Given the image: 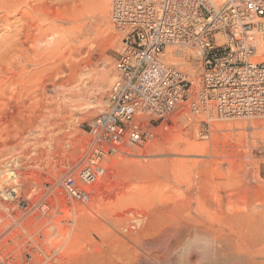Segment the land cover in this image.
Returning <instances> with one entry per match:
<instances>
[{
    "label": "rangeland",
    "instance_id": "rangeland-1",
    "mask_svg": "<svg viewBox=\"0 0 264 264\" xmlns=\"http://www.w3.org/2000/svg\"><path fill=\"white\" fill-rule=\"evenodd\" d=\"M6 1L12 0H1L0 5H2V2ZM40 1L30 0L31 5H37L35 7L39 6L40 8L42 5L40 9L42 13H46V16H43L44 19L37 20L38 22L40 21V24H45L46 21L48 22L47 24H50V21L45 19H47L51 13L53 14V12L60 9L59 7H61L60 10L64 7V10L70 11L75 5L77 7L83 6L82 12H88L89 9L92 10V7L88 8V6H90V0H88L89 2L87 0H47L48 2L44 0L45 3H43L44 1L42 0ZM49 2L53 5L51 4V7L48 8L47 6L49 5L46 4H49ZM85 2L89 4L87 3V5ZM110 3L111 0H108L109 7ZM43 6L45 9H43ZM47 9H52L53 11ZM44 10H46V12H44ZM67 13L68 12H66V17L68 18L69 13ZM2 14L3 12L0 10V15ZM86 14L89 15V13ZM109 14L110 9L108 10L109 28L107 30L96 31L93 29L90 33L85 34V37H82L84 38L83 44H80L77 39L72 40V44L75 46L78 45L77 47L80 48V53H76V57V55H73V52L70 57L71 60L76 62L83 60V62L80 63L88 61L91 68L95 67L98 68V70L103 68V63L106 60L108 61L104 63L108 67V81L106 82L104 91L105 100L108 95L110 82L113 81L116 75L114 63L120 48L116 46H118V44L121 46L123 36L111 23ZM16 17H8L7 21L9 23L4 20V18L0 19V37H9L5 44L3 43L0 45V56H7H4L5 66L3 65L0 71V79L2 78L1 80H3H0V88H2L0 90V193L4 191L10 196L7 200H3V196L0 195V251L3 249V254L6 253L7 255L8 250V257L11 254L10 258H19V260L15 258L16 261L18 260L17 264H66V262L72 264L74 261L85 264L95 258L104 263H108L107 261H109V264H124L125 231L122 232L120 226H150V222L151 226H222L226 230L227 226L238 227L244 226L245 224L249 226L250 223L252 226L259 227L260 232L264 234V143H262V141L264 142V130H262L264 129V117L262 118L260 116L253 117V119L258 122L256 121L254 127H249L248 125L252 122L250 124L251 126L254 121L250 120L252 117L247 119L239 118L240 121H238V118L218 119L214 116V118L209 120L203 115H190L188 118L185 115H180L177 120H174V115L181 114V111H178L163 122V125L165 124L166 127L159 126L155 128V136L150 141L139 147L123 148L121 153H116L109 157L106 164L109 173L106 172L104 178L97 184L88 202L89 205L87 204L83 207L90 211V213L83 214L81 211L82 204L67 201L66 197L63 195L61 185H58V181L67 167L81 157L84 144L89 137L86 132V124L91 118L104 109L105 104L91 111L82 110V108L72 110L74 108H70V112L65 110L60 114L51 113L45 118H39V114L36 113L37 111H34L35 113L29 111L32 107L38 108L41 106L42 102L43 104L45 103L48 108H55L53 104H56L57 97L51 84L56 77L54 75L55 73L52 75L54 71L51 67H48L49 65L44 66V64L33 65L31 63H25L18 57V49L16 47H8L11 45L12 40H14L13 33L16 29H20L18 25L22 23L27 24L24 22L25 20L17 21ZM82 19L84 21L85 17ZM86 21L85 19L84 23ZM59 22L57 21L56 25H64ZM66 26L69 25H65V27ZM94 28L96 29L97 27L94 26ZM4 33L5 35H3ZM74 34H76V32L71 34V31H69L68 37L73 38ZM1 38L0 41H2ZM88 45L90 46V50L89 54H86ZM5 47L7 49L11 48L10 52L8 51L9 49L7 50L10 56L3 51L6 50ZM26 47H31V44H27ZM184 52V56H186L185 60H187V62L191 61V64L195 65L197 68L196 72L193 74L190 73L187 62H184L181 67L177 66L187 71L197 80L199 72L201 71V64L197 63V57L193 59V55L196 53L191 48H187ZM8 56L10 57V60L8 59L9 61L13 60V65L6 59L9 58ZM23 63L25 66L27 65L26 68L28 67V70H26L29 74L31 73L32 77L37 76L36 73L39 72L37 71L38 69L41 70L39 72L41 76L38 74L40 80L39 78L35 80V78L31 77L34 82L32 83L30 80L25 82L20 78L18 79L19 64L23 65ZM6 65H8V67ZM41 65L43 67H41ZM14 67L17 70H15ZM50 68L51 70H49ZM66 70L67 68L65 67V71ZM16 71L17 75H15ZM49 71L50 73H48ZM3 72H6V74ZM32 72H34L33 74H35V76L32 75ZM10 75H13V77L17 79H14ZM5 76L7 77L6 81ZM9 78H12L14 83H10L11 79ZM43 79L44 81L49 80L42 84L44 87L41 85L43 89L45 88L44 90L38 85L39 83L41 84L39 81L43 82ZM36 81H38V83ZM70 83H72V81H68L67 85L69 86ZM33 84L37 86L32 87ZM39 90H42V94H40ZM43 91L46 92L43 93ZM33 94L36 99L32 98ZM52 94L55 98H53ZM41 95H45L46 98L50 95L52 97L45 99V97L43 98ZM52 98L55 99V101ZM53 101L55 103H53ZM19 111L21 113H19ZM28 112L32 113L33 116L30 113L27 114ZM248 119L251 122H249ZM203 120L210 123L209 128L200 124ZM241 120L244 123L247 121L245 123L246 125ZM259 121L262 123H259ZM235 122H242V124L246 126L244 132H242L243 128H235ZM157 123L154 125H158ZM257 123H259V125ZM257 125L259 130L257 129ZM250 128L254 132H251L252 130ZM204 129L208 130V136L206 138L198 133V131ZM239 129H241V131H239ZM245 130H247V132ZM258 131L261 132L258 133ZM245 132L246 134L244 135ZM255 136L258 138H255ZM195 142L203 145V149L205 148L201 154L195 149ZM149 143L151 145L154 144V146H148L150 149L146 147ZM203 143H206V145ZM129 148L134 150H129ZM125 151L128 153L127 155ZM122 154L124 156L126 155L127 158L125 157L124 159ZM159 161L165 163L158 165V167L162 166V171L161 173L157 171V173L159 172L160 174H156V172H154L155 170L152 169L154 168L152 165L157 164L156 162ZM114 162H117L116 166H114ZM111 163L114 165H111ZM173 166L175 168H173ZM9 169L16 170L14 176L17 177L16 181L8 180L11 178L9 175L11 173L8 172ZM152 173H154V176H152ZM225 184H228V186ZM7 185L10 188L12 187V190H6L5 187ZM245 186H247L246 189ZM15 192L17 195L22 194L29 198L31 204V209L29 211L32 210L30 213L28 210L27 212H23L14 206L13 194ZM53 194H55L57 198H53ZM44 196L49 207L47 209L37 208L39 199L42 197L44 198ZM120 197L123 199H120ZM71 205L75 209V215L71 213ZM90 205L91 208H88ZM253 208L255 211H253ZM81 212L82 214H80ZM237 212L238 214L236 215ZM247 212L248 215L245 214ZM232 214L235 215L233 216ZM240 214H243L244 217L241 218ZM258 214L260 216L263 215L261 216L262 218ZM249 215L250 218H248ZM170 219L174 221H170ZM253 219L257 223L255 222L254 224ZM250 221L253 222L254 225ZM34 234L36 236H33ZM63 236L65 238H63ZM70 236L71 238H69ZM75 237L77 239V241H75V246L77 247L74 246ZM231 237L233 239L236 238L233 235ZM70 240H73L74 251L71 255H63L68 245L66 243ZM10 244L14 245L9 246ZM20 249L23 251L21 252ZM23 252H26L25 255H22ZM55 256H58V258ZM105 257L108 260L105 259Z\"/></svg>",
    "mask_w": 264,
    "mask_h": 264
},
{
    "label": "built area",
    "instance_id": "built-area-1",
    "mask_svg": "<svg viewBox=\"0 0 264 264\" xmlns=\"http://www.w3.org/2000/svg\"><path fill=\"white\" fill-rule=\"evenodd\" d=\"M109 17L123 35L116 75L105 108L86 124L81 157L60 179L71 203H88L109 157L150 141L178 111L187 118H238L240 92L264 109V58L254 59L258 35L264 41V0H112ZM167 46L197 53V80L163 62ZM198 133L208 136L205 129ZM13 196L17 209L32 211L27 196Z\"/></svg>",
    "mask_w": 264,
    "mask_h": 264
},
{
    "label": "bare ground",
    "instance_id": "bare-ground-1",
    "mask_svg": "<svg viewBox=\"0 0 264 264\" xmlns=\"http://www.w3.org/2000/svg\"><path fill=\"white\" fill-rule=\"evenodd\" d=\"M42 1H44V0H42ZM0 2H1V0H0ZM50 2H49V4H46V5H49V6H47L48 8L51 7V4H52V3L50 4ZM88 2H85V3L87 4ZM111 2H112V0H111ZM40 3H41V1H40ZM40 3H37V4L41 5ZM43 3H45V1ZM1 4L2 5H0V10L3 12V14L0 15V19L4 18V20L7 21L8 17L11 18V17H16L17 16L16 17L17 21H21V20L24 21L25 20L24 22L27 23V24H25V23L20 24L19 23L20 25H18V26H20V29L19 30L18 29L15 30V32L13 33V36H14L13 39L14 40H12L11 45H9L8 47H11V46L16 47L18 49L17 51L19 53V54L17 53L18 57L20 59H22V61H24L25 63H31L33 65L44 64V66L49 65L48 67H51L52 70L54 71V72H52V75H53V73H55L54 75H55L56 78L51 84L52 87H53V90H54V92L56 94V97H57L56 98V101H57L56 104L55 105L53 104V106H55V108H48L45 105V103L43 104V102H42L41 106H39V107L37 106L38 108L32 107L29 111H31V112L37 111L36 113L39 114V118L40 117L41 118H45L48 114H51V113L52 114H56V113L60 114L61 112H64L65 110L70 112V110L72 108H74L72 110H76L77 108H79V109L82 108V110L84 109L86 111H91L92 109H94L96 107H102L106 103V100H105V97H104V91H105L106 82L108 81V70H107L108 67L104 63L107 60L103 63V68L98 70V68H95V67L91 68L88 61H86L84 63H80V62H83L82 59H81L82 61L76 62L74 60H71L70 57H71L73 52H74L73 55H76V53H78V54L80 53V48L77 47L78 45L77 46L73 45L72 44V40L77 39V40H79L80 44H83L84 43V41H83L84 38H82V37L85 34L90 33L93 29L96 30V31H103V30H107L109 28L108 10L110 9V7L108 6V0H92V1L90 0V4L88 3L90 6H88V8L92 7V10L89 9L88 12H82L83 6L77 7L75 5H74L73 8L70 7L71 8L70 11L64 10V7H63L62 10H60L61 7H59L60 9H58V10L56 9L57 11H55V9H54L55 12H53V14L51 13L52 15L50 14V16H48V18L45 19V20H49L50 24H47L48 23L47 21H46L45 24L44 23L40 24L39 23L40 21L39 22L37 21V20L44 19L43 16H46V13L45 14L42 13V10L40 9L42 5L40 6V8H39V6L35 7L37 5H31L30 0L29 1L28 0H15V1L12 0V1H8V2L7 1L6 2H2ZM60 4H62V3H60ZM110 6H111V3H110ZM65 7H66V5H65ZM43 9H45V7ZM47 10H52V9H47ZM44 12H46V10H44ZM48 12H50V11H48ZM66 12L69 13V14L67 13L69 15L68 18L66 17ZM86 13H89V15H87ZM84 17L87 20L85 23H84L85 19H84V21L82 19ZM57 21L58 22L60 21L59 23L64 24V25H60L59 23H58L59 25H56ZM82 21H83V23H82ZM5 24H6V22H5ZM10 24H11V22H10ZM65 25H69V26L65 27ZM94 26L97 27V28L95 29ZM7 28H9V27H7ZM1 31H2V29H1ZM69 31H71V34L76 32V34H74L73 38L72 37L71 38L68 37ZM3 35H5V33ZM7 36H9V35H7ZM1 39H2V41H0V45H2L3 43L5 44V42H7V39H9V37L1 38ZM10 39H12V38H10ZM29 43L31 44V47H26V45L29 44ZM90 45L92 46L91 43H90ZM116 47H121V46H119V44H118V46H116ZM16 48H13V49H16ZM8 49L6 48V50H3V51H5V54L6 53L8 54L7 50L10 52L11 48H8ZM186 49L187 48H182L181 49V48H177V47H174V46H167L166 50H165V54H164V56L162 58L163 62L164 63H169V64H174L176 66L178 65V66L181 67V65L184 64V62H187V60H185L186 56H184V53H185L184 50H186ZM89 50H90V46L88 45L87 46V50H86V54H89ZM257 54H258V56L255 57L254 59H262V58H264V41L260 38V35H258V39H257ZM4 56H0L1 57V59H0V71L2 70V68H3L2 66L4 65V60H5ZM5 57H7V56H5ZM76 57H77V55H76ZM195 57H197L199 59L197 53L193 55V59H196ZM6 59L10 60V57L6 58ZM17 61H19V60H17ZM9 62H11V65H13L12 64L13 60H11ZM18 63H15V64H18ZM197 63L200 64L199 61ZM6 64H7V62H6ZM19 65H20V67L18 69L19 70L18 75H17V71H16V74H15V75H17V78L18 79L20 78V79H22V81L24 80L25 82L30 80L32 83H34L32 81V79H31V77H32L31 73L29 74V72L27 71L28 70V67L26 68L27 65L25 66L24 63H23V65H21V64H19ZM19 65H16V66H19ZM6 66L8 67V65H6ZM187 66H188V69H189L190 73L193 74V73L196 72L197 68L195 67L194 64H191V61L187 62ZM41 67H43V66L41 65ZM65 67L67 68V70H66L67 73L65 71ZM110 67H111V65H110ZM51 68L49 70H51ZM15 70H17V69L15 68ZM37 71L40 72L41 70L38 69ZM43 71H44V69H43ZM6 72H8V71H6ZM6 72L5 73L3 72V73L6 74ZM34 72H36V71H34ZM34 72H32L33 76H35V74H33ZM39 72L36 73L37 76L32 77V78H35V80L39 78V80H40V77H38V74H40ZM45 72H47V71H45ZM48 73H50V71ZM44 75H42V76H44ZM10 76L13 77V75H10ZM39 76H41V74ZM1 77H4V76H1ZM6 78L7 77L5 76V81H6ZM13 78L17 79L16 77H13ZM9 79L12 80V78H9ZM47 79H49V78H47ZM11 80H10V83H14L13 80L12 81ZM1 81H3V80H1ZM14 81H16V80H14ZM45 81H44V79H43V82L39 81V82H41V84L40 83L38 84V85H40V88H42L41 85L44 84ZM48 81H46V82H48ZM68 81H70V82L72 81V83H70L69 86L67 85ZM36 82L38 83V81H36ZM110 83H112V81ZM35 84H33L32 87H36L37 85L34 86ZM42 86L44 87V85H42ZM2 87H4V86H2ZM28 88H29V85H28ZM1 89L2 88H0V90ZM22 89H23V87H22ZM44 89L42 88V90H44ZM42 90H39L40 94H42L41 93ZM33 91H34V89H33ZM1 92H3V91H1ZM45 92L43 91V93H45ZM54 92H52V93H54ZM34 94H33L32 98H34ZM46 94H48V93H46ZM42 97L44 98L45 95L42 96ZM48 97H52V96L50 95ZM48 97L47 98L45 97V99H48ZM10 98H11V96H10ZM53 98H55L54 95H53ZM34 99H36V98H34ZM40 99H42V98H40ZM53 100L55 101V99H53ZM36 101H39V100H36ZM54 101H53V103H55ZM46 103H47V101H46ZM28 108H29V106H28ZM104 108H105V106H104ZM17 111H18V109H17ZM69 112H67V113H69ZM19 113H21V112L19 111ZM29 113L30 112H28L27 114H29ZM30 114L32 115V113H30ZM180 115H181L180 113L177 114V115H174V120H177ZM257 116H260V117L263 118L264 117V109H262L260 107V105L257 104L256 102H254L252 99L248 98L244 92H240V94H238V119L239 118H244V119L246 118L247 119V118H251L252 117L250 120H254L253 117H257ZM212 117L214 118V116H212ZM250 120H249V122H251ZM238 121H240V119ZM254 121H253L254 125L252 124L250 126V124L252 123L251 122L248 126L249 127H254L256 125V121L257 120L255 121V123H254ZM242 122H237V123L235 122L236 124L234 126H236L235 128H243L242 132H244V128H246V126H245L246 124L245 123L247 121L245 123L243 122L245 125L242 124ZM259 123H262V122L259 121ZM259 123H257V124L259 125ZM258 125H257V129L259 128ZM263 125H264V123H263ZM262 130H264V129H262ZM239 131H241V129H239ZM245 131L247 132V130H245ZM255 131H257V130H255ZM261 131H258V133H260ZM246 132L244 133V135L246 134ZM251 132H254V131L252 130ZM262 134H263V132H262ZM255 135H257V134H255ZM249 136H250V134H249ZM240 137H241V135H240ZM256 137L257 136H255V138ZM259 137H260V135H259ZM261 137H263V136H261ZM255 138H253V139H255ZM150 143L146 147L151 145ZM196 143L197 142H195V149L197 150V152L199 154H201L202 151L205 150V148L203 149V145L198 144V143L196 144ZM253 143H254V141H253ZM253 143H252V145H253ZM262 143H264V142L262 141ZM204 145H206V143ZM151 146H154V144L151 145ZM204 147H206V146H204ZM246 149H247V147H246ZM129 150H134V149H130L129 148ZM125 153H126V155L128 154L126 151H125ZM126 155L125 156L123 155L122 157H124V159H125V157L127 158ZM118 157H120V156H118ZM116 163H115V165L113 163H111V165L113 164L114 166H116ZM156 163L157 164H153L152 165L154 167L152 169L155 170L154 172H156V174H158L159 172L161 173V171H162V166L158 167V165L162 164V163H165V162H162V161L160 162L159 161V162H156ZM155 165H156L157 169H156ZM167 168H168V166H167ZM173 168H175V167L173 166ZM153 170H151V171H153ZM157 171H159V172L157 173ZM226 171H227V169H226ZM8 172L11 173V174L8 173L11 176V178H12V176H15V172L14 171L12 172L11 169H9ZM63 174H64V172H63ZM152 174H153L152 176H154V173H152ZM15 178H17V177H15ZM60 179L58 181V185L59 186H60ZM225 185L228 186V184H225ZM96 186H97V184H96ZM96 186H95V189H96ZM246 187L247 186H245V189H246ZM249 187L251 188L250 185H249ZM246 191H245V193H246ZM62 192H63V190H62ZM0 195L3 196V200L4 199L7 200L8 198H10V196L8 194H6L4 191H2L0 193ZM121 195H123V194H121ZM2 196H1V199H2ZM133 196H135V195H133ZM55 197H56V195L53 194V198H55ZM213 198H214V196H213ZM120 199H123V198L120 197ZM87 204L88 203H86V204L82 203L83 206L81 205L82 206L81 211L83 212V214L84 213H90V211H88L86 208H83ZM39 206H41L42 209H47L49 207V204H48L47 200L45 199V196H44V198L42 197L41 199H39ZM176 207H177V205H176ZM88 208H91V205ZM169 208H170V206H169ZM9 209H11V208H9ZM253 211H255V209ZM74 212H75V209L72 206L71 213L73 215H75ZM82 212L80 214H82ZM241 213H243V212H241ZM237 214H238V212L236 213V215ZM245 214L248 215V212L245 213ZM240 215L239 216L241 218L244 217L243 214H240ZM258 215H257V217H258ZM261 216H263V215H261ZM239 218H237V219L241 220ZM248 218H250V215H249ZM171 220L172 219H170V221ZM172 221H174V220H172ZM253 221H254V219H253ZM245 222H246V220H245ZM255 222L256 221H254V224H255ZM251 223L253 224V222H251ZM163 224H164V222H163ZM242 224H243V221H242ZM166 225H167V223H166ZM250 225L251 224L249 223V226H246V224L244 226H238V227H236V226H227V230L224 229L222 226H219V227H217V226H162V225L161 226H155V225L151 226V222H150V226H125V225L124 226H120L122 228L121 231L122 232L125 231V233H124V237H125L124 238L125 252L123 251L124 254H125V260H123V262H124V264H264V234L260 232V228L259 227L252 226V225L250 226ZM263 225H264V223H263ZM60 231H62V230H60ZM263 232H264V230H263ZM56 234H57V232H56ZM232 235L235 236L236 238L233 239L231 237ZM7 236H9V235H7ZM33 236H36V235L34 234ZM76 237H77V235H76ZM76 237H75V239H76ZM63 238H65V237L63 236ZM69 238H71V236ZM75 241H77V239L74 240V242ZM66 244H68L67 247H66V250H64V253L63 252L62 253H63V255L64 254L65 255H71V253L74 251L73 250V240H70ZM11 245H14V244H10L9 246H11ZM75 245H76V242H75L74 246ZM75 247H77V246H75ZM18 248H19V246H18ZM20 251H21V249H20ZM3 252L4 251L2 249V251H0V259L1 260H3L6 264H17V261L19 260V258L15 257V258L18 259L16 261V259L13 256H11L13 258H10L11 254L9 255V257L7 256L8 255V250H7V255H6V253L3 254ZM25 253L26 252H23L22 255H25ZM110 255H108V256H110ZM20 256H21V254H20ZM58 256H55V257L58 258ZM97 257H98V255H97ZM105 259H107V258L105 257ZM113 259H115V258H113ZM21 261H22V259H21ZM107 262L108 263H104L103 261H101V260L99 261V260H97V258H95V259H92L89 262H86L85 264H109V261H107ZM111 262H112V260H111ZM66 264H68V263L66 262ZM72 264H80V262L79 261H74V262H72Z\"/></svg>",
    "mask_w": 264,
    "mask_h": 264
}]
</instances>
